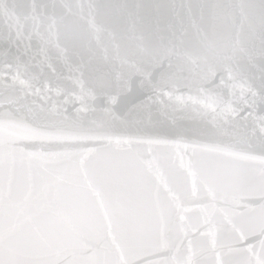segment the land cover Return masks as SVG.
<instances>
[{
  "label": "snow or ice",
  "instance_id": "obj_1",
  "mask_svg": "<svg viewBox=\"0 0 264 264\" xmlns=\"http://www.w3.org/2000/svg\"><path fill=\"white\" fill-rule=\"evenodd\" d=\"M0 264H264V0H0Z\"/></svg>",
  "mask_w": 264,
  "mask_h": 264
},
{
  "label": "water",
  "instance_id": "obj_2",
  "mask_svg": "<svg viewBox=\"0 0 264 264\" xmlns=\"http://www.w3.org/2000/svg\"><path fill=\"white\" fill-rule=\"evenodd\" d=\"M145 2H146V3H150V2H151V0H145Z\"/></svg>",
  "mask_w": 264,
  "mask_h": 264
}]
</instances>
